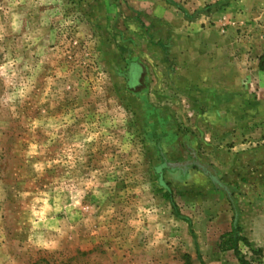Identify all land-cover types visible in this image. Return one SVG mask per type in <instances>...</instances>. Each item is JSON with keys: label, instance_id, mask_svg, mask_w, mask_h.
Masks as SVG:
<instances>
[{"label": "rangeland", "instance_id": "374dc122", "mask_svg": "<svg viewBox=\"0 0 264 264\" xmlns=\"http://www.w3.org/2000/svg\"><path fill=\"white\" fill-rule=\"evenodd\" d=\"M263 54L264 0H0V264H237L187 146L264 264Z\"/></svg>", "mask_w": 264, "mask_h": 264}, {"label": "trees", "instance_id": "16d2710c", "mask_svg": "<svg viewBox=\"0 0 264 264\" xmlns=\"http://www.w3.org/2000/svg\"><path fill=\"white\" fill-rule=\"evenodd\" d=\"M220 5L221 3L208 5L203 11L199 13H210L214 9H218ZM184 13L187 15L186 12ZM259 69L264 72V54L259 58ZM187 150L188 157L185 160L171 162L163 157L162 164L155 168V173L159 177L162 190L165 192L166 198L172 203L175 214L177 217L192 226L190 219L180 214L172 191L169 189V185L164 183V173H177L181 176H185L194 171L202 174L205 178H207L209 184L214 188L215 191L221 192L225 196L233 212L231 230L221 237L220 250L222 252L232 251L237 258V264H255V255L261 251H257L255 249L250 240L243 234V229L240 226L241 209L238 198L240 187L225 181L221 172L213 164L201 161L195 149L187 146ZM240 244H243L245 247H247L251 251L253 257H247L244 255L242 253Z\"/></svg>", "mask_w": 264, "mask_h": 264}, {"label": "crops", "instance_id": "0c3cea01", "mask_svg": "<svg viewBox=\"0 0 264 264\" xmlns=\"http://www.w3.org/2000/svg\"><path fill=\"white\" fill-rule=\"evenodd\" d=\"M188 57L190 58V61H189V74L191 73V72H194L193 71V61L194 60H197V61H200V57H199V55H195L194 53H191V52H189L188 53ZM193 58V59H192ZM195 58V59H194ZM200 63H198V65H199ZM196 70V69H195ZM197 73H199V72H197ZM193 74V73H192Z\"/></svg>", "mask_w": 264, "mask_h": 264}]
</instances>
